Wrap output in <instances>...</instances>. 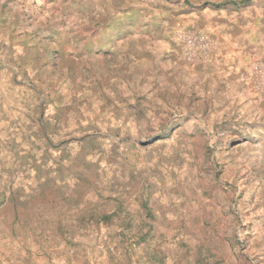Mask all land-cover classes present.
<instances>
[{
    "label": "rangeland",
    "instance_id": "1",
    "mask_svg": "<svg viewBox=\"0 0 264 264\" xmlns=\"http://www.w3.org/2000/svg\"><path fill=\"white\" fill-rule=\"evenodd\" d=\"M0 264H264V0H0Z\"/></svg>",
    "mask_w": 264,
    "mask_h": 264
}]
</instances>
